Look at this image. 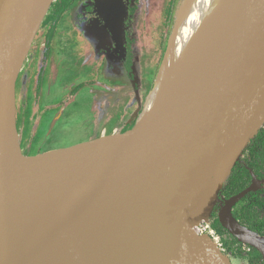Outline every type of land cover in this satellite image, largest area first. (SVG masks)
<instances>
[{
  "label": "water",
  "instance_id": "95a60500",
  "mask_svg": "<svg viewBox=\"0 0 264 264\" xmlns=\"http://www.w3.org/2000/svg\"><path fill=\"white\" fill-rule=\"evenodd\" d=\"M54 2L0 0V147L9 168L0 176V264L43 257L50 264H232L209 236L195 232L218 204L224 230L264 259V237L233 215L260 180L253 175L243 192L220 196L264 126V0H229L214 46L132 147L126 144L133 129L71 156L91 159L34 167L19 149L11 106L35 35L19 67L13 60L20 38L40 15L43 23ZM119 2L96 6L124 57L128 10Z\"/></svg>",
  "mask_w": 264,
  "mask_h": 264
},
{
  "label": "rangeland",
  "instance_id": "374dc122",
  "mask_svg": "<svg viewBox=\"0 0 264 264\" xmlns=\"http://www.w3.org/2000/svg\"><path fill=\"white\" fill-rule=\"evenodd\" d=\"M182 1L142 0V9L129 22L128 66L113 74L104 71L103 59L96 57L78 31L77 4L53 29L49 45L46 41L53 25L52 21L45 23L48 11L18 76L11 106L18 146L30 165H71L91 159L89 153L71 156L76 149L102 139L104 129L108 137L115 128L138 119L157 79ZM220 210L218 204L208 223L221 238L231 263L264 264L252 247L218 232L214 225ZM252 213L251 221L264 237L261 192Z\"/></svg>",
  "mask_w": 264,
  "mask_h": 264
},
{
  "label": "bare ground",
  "instance_id": "6f19581e",
  "mask_svg": "<svg viewBox=\"0 0 264 264\" xmlns=\"http://www.w3.org/2000/svg\"><path fill=\"white\" fill-rule=\"evenodd\" d=\"M228 5L229 0L182 1L157 79L145 101V106L143 105L144 110L140 113L138 125L132 128L133 132L126 148L136 143L159 105L191 78L197 62L214 46L226 21ZM41 24L42 15L31 23L20 38L21 46L13 60L14 65L20 66L29 51L30 41L37 35ZM15 81L16 75H13L8 82L9 90L13 88ZM8 169V162L0 147V176L7 174ZM30 262L32 261L25 264ZM32 264L50 263L43 257L40 263L35 261Z\"/></svg>",
  "mask_w": 264,
  "mask_h": 264
},
{
  "label": "trees",
  "instance_id": "16d2710c",
  "mask_svg": "<svg viewBox=\"0 0 264 264\" xmlns=\"http://www.w3.org/2000/svg\"><path fill=\"white\" fill-rule=\"evenodd\" d=\"M77 1L78 0H57L52 6L53 12L50 14L49 18L46 19L45 23L49 21L58 23L63 14ZM50 40L51 38H49V41ZM141 112L142 108L140 110V113ZM136 121H133V123L131 122V124H126L121 131L117 132V134L120 136L127 134L130 130H132ZM111 133H113V131H111ZM253 175H255L258 180H264V126L259 130L256 138L251 141L245 150L244 158H242L237 163L236 167L231 172L223 189L220 192V196L224 197L225 199H230L233 196L243 192L251 186ZM260 192L264 195V190ZM260 192L254 191L249 193L242 200H240L233 209L234 217L241 224L247 226L249 229L255 232H257L258 228L256 224L251 221L254 215L252 213V209H254V207L258 204ZM214 226L221 234L228 233L221 226L218 218L215 220ZM251 249L253 251H257L254 248Z\"/></svg>",
  "mask_w": 264,
  "mask_h": 264
},
{
  "label": "flooded vegetation",
  "instance_id": "af4514ba",
  "mask_svg": "<svg viewBox=\"0 0 264 264\" xmlns=\"http://www.w3.org/2000/svg\"><path fill=\"white\" fill-rule=\"evenodd\" d=\"M121 1H122L121 3L120 2L118 3L119 8L123 9V7L126 6V9L128 10V16L125 20L126 55L124 57L120 55L119 51H117L111 32L109 30L104 29L105 23H104V20L99 16L97 12L98 9L96 6V0H78L75 3L78 6V12L74 20H75V24L77 23L76 25L78 27V31L80 32L82 37L89 43L91 48L94 49L96 53V57H100L103 59L104 64H102V66L104 68V71L111 73V74H113L114 72H117V70H121V72L125 71L128 66L127 43H128L129 22L133 20L135 13L139 12V10L142 9V5H143L142 0H121ZM52 9L53 7L50 8V11H51L50 14L53 12ZM62 18L59 20V22L62 20ZM59 22L58 23L52 22L53 26L49 32L50 34H48V39H47L48 41H46L48 45H49V38L52 37L51 34L53 33V29L57 27ZM45 47L47 49V45H45ZM110 57H112V60H110ZM81 85L79 86L78 89L83 87ZM129 123L131 124V121ZM124 126L120 129L115 128L114 130H112L113 133H117L121 131L124 128ZM102 134L104 136H107V134L109 135L106 129L102 131ZM263 181L264 180H260L261 184H260V188L258 192L262 191L261 189H262ZM254 252H256L257 255H261L258 251H254ZM263 263H264V259H263ZM252 264H259V263L254 262Z\"/></svg>",
  "mask_w": 264,
  "mask_h": 264
},
{
  "label": "built area",
  "instance_id": "2783aa9c",
  "mask_svg": "<svg viewBox=\"0 0 264 264\" xmlns=\"http://www.w3.org/2000/svg\"><path fill=\"white\" fill-rule=\"evenodd\" d=\"M195 232L201 236H209L215 242V244L223 252H225L223 244L221 243V238L217 235L211 224H209L208 222H203L201 225L195 228Z\"/></svg>",
  "mask_w": 264,
  "mask_h": 264
}]
</instances>
